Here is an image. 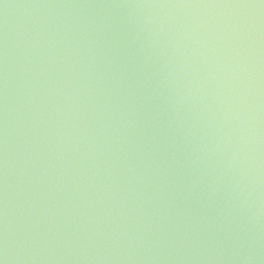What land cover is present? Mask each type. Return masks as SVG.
I'll return each mask as SVG.
<instances>
[{
  "label": "water",
  "instance_id": "water-1",
  "mask_svg": "<svg viewBox=\"0 0 264 264\" xmlns=\"http://www.w3.org/2000/svg\"><path fill=\"white\" fill-rule=\"evenodd\" d=\"M0 264H264V0H0Z\"/></svg>",
  "mask_w": 264,
  "mask_h": 264
}]
</instances>
